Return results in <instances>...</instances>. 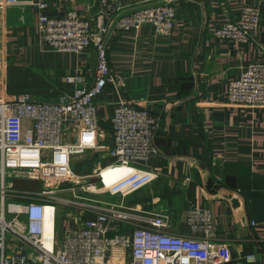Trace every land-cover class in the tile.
Segmentation results:
<instances>
[{
    "label": "built area",
    "instance_id": "obj_1",
    "mask_svg": "<svg viewBox=\"0 0 264 264\" xmlns=\"http://www.w3.org/2000/svg\"><path fill=\"white\" fill-rule=\"evenodd\" d=\"M178 1L160 0L119 15L121 0H98L95 32L76 9L55 13L39 0H0V14L21 3L37 8V27L55 51L82 55L94 45L97 56L93 81L76 87L58 103L33 101L27 92L10 100L0 76V264L231 261L229 245L216 240L211 209L190 205L184 215L187 231L179 233L170 230L171 212H151L125 203L126 197L158 177L139 165L147 166L159 153L154 138L161 129L160 117L122 102L110 118V132L98 119L97 100L106 87L123 90L126 86L107 58L104 37L111 25L117 32H139L149 25L156 35L170 37L177 26ZM260 20L255 6L244 5L237 19L213 28L212 34L258 44ZM65 81L74 83L78 77L66 76ZM228 103L264 107V60L250 62L230 82ZM94 152L99 156L89 172L76 168L81 158ZM111 173L120 174L109 178ZM22 181L28 185L20 186ZM61 212L67 223L62 234Z\"/></svg>",
    "mask_w": 264,
    "mask_h": 264
},
{
    "label": "crops",
    "instance_id": "obj_2",
    "mask_svg": "<svg viewBox=\"0 0 264 264\" xmlns=\"http://www.w3.org/2000/svg\"><path fill=\"white\" fill-rule=\"evenodd\" d=\"M39 1L55 13L76 9L98 30V0ZM159 2L121 0L119 15ZM244 5L261 14L258 44L215 37L212 29L237 19ZM38 17L39 10L24 3L0 14V76L10 100L27 92L33 101L62 102L93 81L95 47L82 55L55 51L44 42ZM104 40L110 68L126 86L109 85L98 98L102 128L111 131L110 118L122 102L147 108L161 120L154 138L159 153L147 166L139 165L158 177L125 203L171 212L170 230L179 233L187 231L190 205L209 208L216 240L231 249L227 264H264V107L228 103L230 82L250 62L264 60V0H179L172 36H158L149 25L139 32H117L111 25ZM66 76L78 81L67 82ZM107 142L112 144L111 136ZM98 156L81 158L76 168L89 172ZM58 222L67 224L64 212Z\"/></svg>",
    "mask_w": 264,
    "mask_h": 264
},
{
    "label": "rangeland",
    "instance_id": "obj_3",
    "mask_svg": "<svg viewBox=\"0 0 264 264\" xmlns=\"http://www.w3.org/2000/svg\"><path fill=\"white\" fill-rule=\"evenodd\" d=\"M103 128H104V126H103ZM82 166V165H81ZM83 167V166H82ZM39 184V183H38ZM28 185V183L27 182H24V181H22V183L20 184V186H27ZM107 199V198H106ZM63 224H59L58 225V228H59V230H60V233L62 234V232H63Z\"/></svg>",
    "mask_w": 264,
    "mask_h": 264
}]
</instances>
